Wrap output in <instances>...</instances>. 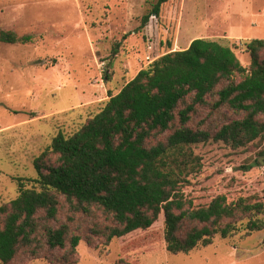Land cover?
Wrapping results in <instances>:
<instances>
[{"label": "rangeland", "instance_id": "374dc122", "mask_svg": "<svg viewBox=\"0 0 264 264\" xmlns=\"http://www.w3.org/2000/svg\"><path fill=\"white\" fill-rule=\"evenodd\" d=\"M156 1L0 0V29L32 36L26 43L0 42V205L18 195L16 178L37 177L34 160L58 132L72 135L140 69L190 39L228 43L243 66L250 67L244 43L264 39V0H169L160 16H152L138 31ZM212 104L208 97L207 105H198L191 128L214 133L245 116L225 105L212 110ZM170 158L181 162L183 189L197 205L217 194L263 200L264 135L245 149L198 144L184 146ZM252 219L263 228L218 235L207 246L177 254L166 249L162 219L147 230L108 240L94 230L112 225V216L98 207L75 211L62 199L57 219L47 223L67 222L70 235L82 237L74 264H264V212L243 216L238 224ZM192 225L185 224L182 233ZM32 249L38 253L23 248L10 264H63L70 244L51 249L40 226Z\"/></svg>", "mask_w": 264, "mask_h": 264}, {"label": "trees", "instance_id": "16d2710c", "mask_svg": "<svg viewBox=\"0 0 264 264\" xmlns=\"http://www.w3.org/2000/svg\"><path fill=\"white\" fill-rule=\"evenodd\" d=\"M168 1L157 0L137 30L159 17ZM31 40V35L0 29V42ZM244 48L251 57L249 68L228 43L196 38L188 48L171 50L140 69L72 135L58 132L34 160L37 177L16 178L18 195L0 205V262L10 264L23 248L36 255L32 247L43 226L51 249L70 244L63 264L76 263L82 237L70 235L67 222L47 223L57 219L62 199L75 211L98 207L112 216V225L94 230L108 240L147 230L162 219L166 249L173 254L207 246L218 235L261 230L257 219L244 226L238 222L264 212V192L263 200L217 194L197 205L183 189L181 162L170 158L184 146L224 143L245 149L263 137L264 39H250ZM208 97L212 110L225 105L245 116L214 133L191 128L192 115L198 105H207ZM169 130L166 140L159 139ZM187 223L194 225L182 233Z\"/></svg>", "mask_w": 264, "mask_h": 264}, {"label": "crops", "instance_id": "0c3cea01", "mask_svg": "<svg viewBox=\"0 0 264 264\" xmlns=\"http://www.w3.org/2000/svg\"><path fill=\"white\" fill-rule=\"evenodd\" d=\"M194 39H196V38H194ZM194 39H190L187 43H186V45H184V47L183 48H178L179 50H181V49H185V48H188L189 47V45L191 44V42L194 40ZM175 50H177V49H175Z\"/></svg>", "mask_w": 264, "mask_h": 264}]
</instances>
